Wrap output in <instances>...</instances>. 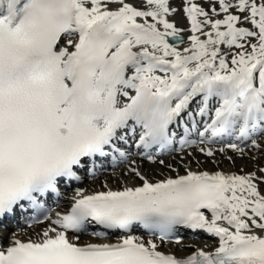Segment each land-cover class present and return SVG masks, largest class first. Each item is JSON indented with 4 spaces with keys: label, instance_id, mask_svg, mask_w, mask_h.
Listing matches in <instances>:
<instances>
[{
    "label": "snow or ice",
    "instance_id": "1",
    "mask_svg": "<svg viewBox=\"0 0 264 264\" xmlns=\"http://www.w3.org/2000/svg\"><path fill=\"white\" fill-rule=\"evenodd\" d=\"M261 140L264 0H0V264H264V167H220ZM106 162L138 183L48 210Z\"/></svg>",
    "mask_w": 264,
    "mask_h": 264
},
{
    "label": "rangeland",
    "instance_id": "2",
    "mask_svg": "<svg viewBox=\"0 0 264 264\" xmlns=\"http://www.w3.org/2000/svg\"><path fill=\"white\" fill-rule=\"evenodd\" d=\"M176 20H177V22H178V24H181V25H185L186 23H187V21L186 20H184L183 19V17H176L175 18ZM182 22V23H181ZM185 23V24H184ZM187 26V24L185 25V27ZM261 143H264V140H261L260 141ZM189 151H191V150H189ZM246 153H247V155H246V157L245 158H236V162H235V164H231V163H229L227 160H225V162H223L222 164H221V168L224 170V171H226V172H236L235 171V169L238 171V172H240L241 173V169H243V172H251V171H254V170H256V168L259 166V167H264V154H259V152H257L256 150H254V149H251V147H249L248 149H246ZM253 154V155H252ZM182 155V154H181ZM196 156L198 155V153H196L195 154ZM229 155H232V153H229ZM253 156H256V157H258L257 159H251V158H249V157H253ZM168 158V156H165V157H163V159L164 158ZM262 158V159H261ZM177 159H179V157H177ZM260 159V160H259ZM263 160V161H262ZM179 161V160H178ZM177 161V162H178ZM218 162V161H217ZM263 162V163H262ZM262 163V164H261ZM139 166L142 168V170L144 171V172H146L148 175H149V177H152L153 179H156L157 178V176H164V175H166L165 174V172L163 173L162 172V169H161V167L159 166V165H157V166H154L153 167V165L152 164H150V167H148L147 169L146 168H144V167H142V165H140L139 164ZM250 166V167H249ZM253 166V167H252ZM193 167V166H192ZM210 167H215V165L213 164V163H211V162H206V166H197V165H195V167H193L195 170H201V168L203 169V170H210ZM252 167V168H251ZM238 168H239V170H238ZM249 168V169H248ZM214 169H216V167L214 168ZM123 169H121L120 171L119 170H117V172H115V174H116V176H117V179H108L107 180V178H103V179H101V183L99 182L98 184L97 183H91V181L90 180H87V181H85L83 184H82V187H84V188H88V189H100L101 188V185H102V183L103 182H105V181H107L108 182V184H109V186L110 187H112L113 188V184H114V186H116V183H118V181H119V183L122 185L123 183H125L126 181H125V176H124V172L122 171ZM183 169H181V171H182ZM122 171V172H121ZM165 171H168L169 172V170L166 168V170ZM237 172V173H238ZM157 173H160V175H157ZM163 173V174H162ZM108 177V176H107ZM112 182H111V181ZM116 180H117V182H116ZM114 182V183H113ZM116 182V183H115ZM91 184V185H90ZM89 186H91V187H89ZM35 229V228H34ZM35 230H37V229H35ZM13 231H15V232H19V233H21V234H25V232H26V235L29 237V236H32L33 235V229H29V230H27V229H20V228H17V229H15V230H13ZM32 232V233H31ZM91 239H93V238H91ZM185 239H187V242H189V244H185V245H189V246H192L193 248H195V247H200L201 245H203V244H207V243H210V239H203V240H197V239H194V238H185ZM184 243L183 244H181V245H174V246H172V245H170V244H168L165 248H167V249H171V250H173V252H175V253H181V252H185V249H184Z\"/></svg>",
    "mask_w": 264,
    "mask_h": 264
},
{
    "label": "bare ground",
    "instance_id": "3",
    "mask_svg": "<svg viewBox=\"0 0 264 264\" xmlns=\"http://www.w3.org/2000/svg\"><path fill=\"white\" fill-rule=\"evenodd\" d=\"M182 23V22H181ZM185 24V23H184ZM187 24V23H186ZM185 24V25H186ZM179 26H181V27H185V25H181V24H178ZM218 147V146H217ZM260 154V153H259ZM183 155V154H182ZM246 155H247V153H246ZM253 155V154H252ZM177 157H179L180 158V155H176ZM177 157H174V156H170L169 158H167V160H165V163L166 164H168V163H173L175 166H178V163H177V161L179 160V159H177ZM198 159H200L201 161H202V166H206V162H207V160H206V158L205 157H203L202 155H200L199 153H198V155L196 156ZM219 159H221V158H218V162H219ZM262 159V158H261ZM260 160V159H259ZM263 161V160H262ZM224 162H225V160H224ZM263 163V162H262ZM261 163V164H262ZM153 165V164H152ZM158 165V164H157ZM157 165H153V167L154 166H157ZM193 167H195V164H193L192 165ZM221 166V165H220ZM142 167H144V168H148V167H150V164L149 163H147L146 161H144L143 163H142ZM250 167V166H249ZM253 167V166H252ZM251 167V168H252ZM126 168H127V166H125V169L123 170V172L125 173V170H126ZM151 168V167H150ZM215 167H210V171H215L216 169H214ZM161 169H162V172L164 173L165 172V174L166 175H169V174H173L174 175V173H171V172H168V171H165L166 170V168H162L161 167ZM194 169V168H193ZM204 169V168H203ZM222 169V168H221ZM249 169V168H248ZM195 170V169H194ZM223 170V169H222ZM238 170H239V168H238ZM120 171V170H119ZM235 171L236 172H238L236 169H235ZM122 172V171H121ZM181 172H183V170L181 171ZM231 172V171H230ZM118 173V172H117ZM162 173V174H163ZM238 173H240V172H238ZM164 176H157V178L156 179H162ZM150 178H152V177H150ZM109 179H117V176H116V174H109ZM153 179V178H152ZM108 180V179H107ZM110 180V181H111ZM125 181H127L129 184H131V183H133V182H136V183H138V181H133V179H132V177L131 176H128L127 178L125 177ZM100 182V181H99ZM98 182V183H99ZM112 182V181H111ZM116 182H117V180H116ZM115 182V183H116ZM92 183V182H91ZM97 183V184H98ZM101 183V182H100ZM114 183V182H113ZM123 185V184H122ZM120 183H119V181H118V183H116V186H114V184H113V188L114 189H116V188H119V187H121L122 186ZM111 186V185H110ZM89 187H91V186H89ZM92 188V187H91ZM91 190H94V189H91ZM36 229V228H35ZM188 233H190V234H192V235H194V236H197L195 239H197V240H203V238H212V240H213V244H211V245H209L208 247H207V245L206 244H204V245H202V246H200V247H203V248H206V249H211V248H214L215 246H216V238H214V237H212L210 234H208V233H205V232H203V231H199V232H192V231H187ZM32 233V232H31ZM24 234V233H23ZM25 235H26V232H25ZM200 235H202V236H200ZM183 243H184V245L185 244H189V242H187V240L185 241V239H183ZM168 248V247H167ZM185 252L188 254V252L185 250ZM182 253V252H181Z\"/></svg>",
    "mask_w": 264,
    "mask_h": 264
}]
</instances>
